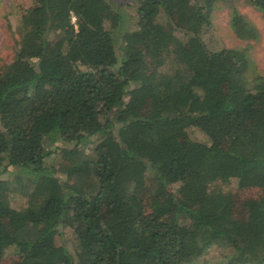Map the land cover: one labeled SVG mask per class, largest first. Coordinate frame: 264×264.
Here are the masks:
<instances>
[{
	"label": "trees",
	"instance_id": "16d2710c",
	"mask_svg": "<svg viewBox=\"0 0 264 264\" xmlns=\"http://www.w3.org/2000/svg\"><path fill=\"white\" fill-rule=\"evenodd\" d=\"M232 1L137 0L131 31L110 0L31 1L0 66V172H26L0 177V258L14 248L16 264H264V196L237 219L222 188L264 185V75L248 76L244 50L201 37ZM244 1L264 19V0ZM230 28L257 37L235 9ZM148 57L171 66L150 72ZM133 163L165 193L151 216L127 186ZM175 183L207 190L190 207ZM64 228L74 253L55 241Z\"/></svg>",
	"mask_w": 264,
	"mask_h": 264
},
{
	"label": "rangeland",
	"instance_id": "374dc122",
	"mask_svg": "<svg viewBox=\"0 0 264 264\" xmlns=\"http://www.w3.org/2000/svg\"><path fill=\"white\" fill-rule=\"evenodd\" d=\"M32 0H0V66L10 62L17 48L19 20L22 12L28 8ZM114 6L121 7L125 13L124 29L129 31L136 29V11L137 0H110ZM237 10L248 22L255 28L257 37L253 40H242L237 38L230 28V16L232 10ZM180 34L179 32L175 33ZM202 39L209 49L216 50L222 47L244 50L247 53L250 66H248V76L255 74L264 75V19L261 12L249 4L247 1L218 2L211 15V24L202 34ZM170 62L164 64L158 63L148 57L147 68L150 72L167 71L170 68ZM193 137L208 141L207 137L197 130L190 134ZM226 145V141L221 143ZM59 155L51 156L48 162L56 163ZM136 162V161H135ZM133 180L127 186L133 188L141 197L144 203L145 214L153 215L150 207V201L153 197L160 195L165 197V193L158 194L152 188V174L144 166L133 163ZM25 174L17 169L10 167L5 172H0V177L13 183L16 174ZM217 184H211L208 189H214ZM231 193V207L233 216L237 219H245L247 215V201L264 196V185L261 187H238L235 182H230L222 187ZM207 189L205 187L182 185L179 183L169 186L172 192L182 203L194 207L201 194ZM11 204L18 208L25 204V198L21 197L17 191L11 193ZM173 214L166 216L172 219ZM55 241L57 244H63L74 253L75 240L69 228L61 229ZM19 260L18 254L14 248H9L0 258V264H16Z\"/></svg>",
	"mask_w": 264,
	"mask_h": 264
},
{
	"label": "built area",
	"instance_id": "2783aa9c",
	"mask_svg": "<svg viewBox=\"0 0 264 264\" xmlns=\"http://www.w3.org/2000/svg\"><path fill=\"white\" fill-rule=\"evenodd\" d=\"M72 21H75V17H72Z\"/></svg>",
	"mask_w": 264,
	"mask_h": 264
}]
</instances>
